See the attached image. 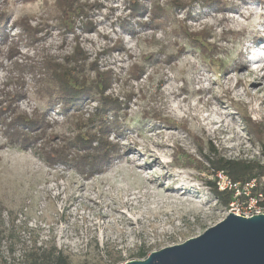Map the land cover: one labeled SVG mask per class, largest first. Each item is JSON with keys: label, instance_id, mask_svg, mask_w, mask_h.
I'll return each mask as SVG.
<instances>
[{"label": "rangeland", "instance_id": "1", "mask_svg": "<svg viewBox=\"0 0 264 264\" xmlns=\"http://www.w3.org/2000/svg\"><path fill=\"white\" fill-rule=\"evenodd\" d=\"M75 1L85 16L58 0H0V204L19 240L13 255L3 240L0 264H23L34 243L72 264L144 260L230 214L201 151L264 164V0ZM58 66L92 93L79 109L55 102ZM103 98L120 108L108 136L115 116L94 117ZM21 117L37 130L27 148L6 139ZM100 144L113 157L81 167L75 153Z\"/></svg>", "mask_w": 264, "mask_h": 264}, {"label": "trees", "instance_id": "2", "mask_svg": "<svg viewBox=\"0 0 264 264\" xmlns=\"http://www.w3.org/2000/svg\"><path fill=\"white\" fill-rule=\"evenodd\" d=\"M61 5V9L63 10L64 14L66 12H70V10L75 11L78 15L82 14V16L86 15L85 10L83 9V6L78 4L75 5V0H58ZM141 5L138 4L135 6V11L139 12L141 10ZM72 12V11H71ZM156 12V11H155ZM161 14L160 12H158ZM69 23V21H68ZM70 24V23H69ZM67 24V27L69 26ZM193 41H195L198 47L202 48L204 47L203 44L200 43V40H197L196 38H193ZM78 53V52H77ZM77 60H75L76 62ZM53 78H57L58 82V88L54 89L55 91V102H62L65 110L68 109H79V106L82 102H84L87 99H90L91 91H89V88L85 86V82H82V84L78 81L77 78L72 77L71 72H62V70L59 68V66L53 70ZM84 81V80H83ZM107 85V81L104 82L103 86ZM98 89V88H97ZM96 89V90H97ZM91 93V94H90ZM103 97V92L100 93ZM25 97V94L21 90H16L13 97ZM100 108L96 109V115L94 117L101 118L100 121L104 120V113L106 112H112L114 108L120 109L116 104L115 101H110L108 98H103V100H99ZM112 115L115 116V122H112V124L109 126L108 123L102 124V128H100V133H103L104 135L108 136L110 133L109 131L114 130L115 125H118L117 119H119V116L116 112H112ZM25 116V115H23ZM3 119L0 120V122ZM21 123L20 126H23V129H18L17 125L15 124V121L13 123V120L10 121L9 126H14L13 132H8L6 135V139L9 141V144L13 146H18L20 148H27L29 147L31 141L37 139V137L32 136V133L34 131L37 132L36 127L34 128V122L28 118V117H21L20 118ZM245 122L249 128L252 131L256 132V127L253 125L251 120L249 118L245 119ZM120 128H118L119 130ZM118 130H115L118 132ZM86 135L79 136V146L74 148L76 151L82 148H88L89 140ZM108 140L105 139L104 142L108 146ZM99 147L101 148L102 145L100 144ZM109 149L110 146H108ZM109 149L101 148L99 152L89 154L86 153L85 156H80L78 152L75 153L76 158L83 159L84 164H81V167H86L88 163L93 165L92 170L96 166L94 163L95 161L101 160V163H107V159L113 157L111 155V152H109ZM52 153V152H51ZM70 153V148H61V159L63 161L68 162V156ZM202 157L207 161V163L211 166V169L214 172H224L227 174L234 182H248L253 179H259L264 176V164L257 162V161H251V160H241V159H227L225 157L220 156L217 154V152H210V156L203 155L202 151L200 152ZM49 157H53L52 155H49ZM106 159V160H105ZM198 163V166L196 167L199 170H203V166L201 167V163L196 161ZM98 165V164H97ZM98 171H100V168H98ZM208 185L212 188V191L215 193L216 197L219 199V202L223 205L228 207L229 204L232 201L233 193L232 192H220L216 186L215 182H208ZM264 193V186L262 189ZM2 204H0V247L2 246L3 240H9V245L7 246V251L13 255L16 252V246L19 242L18 240V232L17 228L15 226V222L17 219V215H15L13 212H9V224L10 227L6 226V221L4 219L3 213L6 211ZM17 240V241H14ZM11 241V242H10ZM3 248V247H2ZM1 248V249H2ZM1 251V250H0ZM3 252H0V255H2ZM138 256L140 259H145L147 257L146 252L141 251L139 252ZM117 262V260H114V263ZM23 264H72L71 260L68 256L64 254V252L61 249H58V247L53 244L50 246H37V243H34L32 247H28L24 249V261ZM117 264V263H116Z\"/></svg>", "mask_w": 264, "mask_h": 264}, {"label": "water", "instance_id": "3", "mask_svg": "<svg viewBox=\"0 0 264 264\" xmlns=\"http://www.w3.org/2000/svg\"><path fill=\"white\" fill-rule=\"evenodd\" d=\"M125 264H264V215L230 213L196 238Z\"/></svg>", "mask_w": 264, "mask_h": 264}, {"label": "built area", "instance_id": "4", "mask_svg": "<svg viewBox=\"0 0 264 264\" xmlns=\"http://www.w3.org/2000/svg\"><path fill=\"white\" fill-rule=\"evenodd\" d=\"M215 183L220 192H232L233 198L229 204L230 213L239 217L251 218L264 215L263 180L253 179L242 183L234 182L224 172H216Z\"/></svg>", "mask_w": 264, "mask_h": 264}]
</instances>
